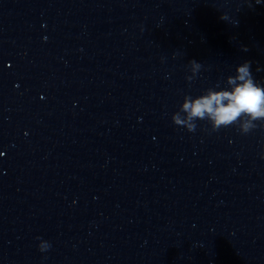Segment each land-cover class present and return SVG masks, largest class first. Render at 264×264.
Returning a JSON list of instances; mask_svg holds the SVG:
<instances>
[{"label":"clouds","instance_id":"9594fccd","mask_svg":"<svg viewBox=\"0 0 264 264\" xmlns=\"http://www.w3.org/2000/svg\"><path fill=\"white\" fill-rule=\"evenodd\" d=\"M260 2L261 0H256L257 4ZM220 19L229 21L230 18L223 14ZM244 50L247 51L246 48ZM201 69V63L194 59L189 61L191 75L186 79L193 80ZM235 73L226 78L227 88H220L217 84L216 88H208L195 98L185 96L179 111L172 116L173 123L186 128L189 132L195 131L197 120L208 121L212 131L235 124L242 134L255 129L257 121L264 123V86L254 79L251 62L245 61L238 65ZM50 247L49 242L40 241L41 252L47 251Z\"/></svg>","mask_w":264,"mask_h":264}]
</instances>
